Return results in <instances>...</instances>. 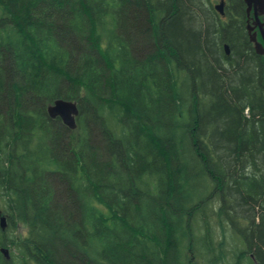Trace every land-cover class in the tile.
<instances>
[{
    "label": "trees",
    "instance_id": "16d2710c",
    "mask_svg": "<svg viewBox=\"0 0 264 264\" xmlns=\"http://www.w3.org/2000/svg\"><path fill=\"white\" fill-rule=\"evenodd\" d=\"M228 2L0 0V264H264V56Z\"/></svg>",
    "mask_w": 264,
    "mask_h": 264
},
{
    "label": "water",
    "instance_id": "95a60500",
    "mask_svg": "<svg viewBox=\"0 0 264 264\" xmlns=\"http://www.w3.org/2000/svg\"><path fill=\"white\" fill-rule=\"evenodd\" d=\"M248 5V13L251 12L253 5H255V10L261 11V14L264 15V0H244ZM224 1L217 7L218 10H221L223 7ZM256 27H259L261 36L263 38V43L258 41V33L253 32L254 26H249L250 41L254 45L255 52L259 56H264V24L261 23L257 13L256 21L254 23ZM226 53L229 54V47L225 46ZM47 113L51 119H60L64 126L69 130L74 131L77 129V118L79 117V108L78 103L74 101L67 100H57L53 104L47 107ZM0 227L2 230L7 228V219L5 216L0 217ZM2 253L6 258L9 259V251L7 249H2Z\"/></svg>",
    "mask_w": 264,
    "mask_h": 264
},
{
    "label": "flooded vegetation",
    "instance_id": "af4514ba",
    "mask_svg": "<svg viewBox=\"0 0 264 264\" xmlns=\"http://www.w3.org/2000/svg\"><path fill=\"white\" fill-rule=\"evenodd\" d=\"M222 1H224L223 7L221 10H218L217 7L222 3ZM216 0H211V9L217 14L218 16V21L221 22H228L229 21V16L230 14H228L229 12V7L231 6V4L228 2V0H220V2L218 4H215ZM235 5V3L232 4V6ZM244 5H245V21L243 23L245 31L247 32V35L249 36L250 39V33H249V26H254V31L253 32H257L258 33V40L260 38V42L263 43V38L261 36L260 33V29L259 27H256L254 25L255 21H256V13L261 21L262 24H264V15L261 14V11L255 10V5H253L252 10L250 13H248L247 9H248V5L246 4V2L244 1ZM232 13H237L236 8H233ZM237 22V21H235ZM237 24V23H236ZM226 51V50H225ZM227 54V53H226ZM230 54V51H229ZM227 54V55H229Z\"/></svg>",
    "mask_w": 264,
    "mask_h": 264
},
{
    "label": "rangeland",
    "instance_id": "374dc122",
    "mask_svg": "<svg viewBox=\"0 0 264 264\" xmlns=\"http://www.w3.org/2000/svg\"><path fill=\"white\" fill-rule=\"evenodd\" d=\"M215 1V0H214ZM220 2V0H216V2H215V4H218ZM259 40H260V38H259ZM261 41V40H260ZM24 231H25V228L24 227H20V228H18V230L16 231V234L18 235V236H23L24 235Z\"/></svg>",
    "mask_w": 264,
    "mask_h": 264
},
{
    "label": "bare ground",
    "instance_id": "6f19581e",
    "mask_svg": "<svg viewBox=\"0 0 264 264\" xmlns=\"http://www.w3.org/2000/svg\"><path fill=\"white\" fill-rule=\"evenodd\" d=\"M182 73V72H181Z\"/></svg>",
    "mask_w": 264,
    "mask_h": 264
}]
</instances>
